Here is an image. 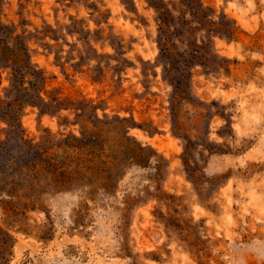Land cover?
<instances>
[{
	"label": "rangeland",
	"instance_id": "obj_1",
	"mask_svg": "<svg viewBox=\"0 0 264 264\" xmlns=\"http://www.w3.org/2000/svg\"><path fill=\"white\" fill-rule=\"evenodd\" d=\"M0 53L42 163L0 183V264H264V0H0ZM31 153L0 116V177Z\"/></svg>",
	"mask_w": 264,
	"mask_h": 264
},
{
	"label": "trees",
	"instance_id": "obj_2",
	"mask_svg": "<svg viewBox=\"0 0 264 264\" xmlns=\"http://www.w3.org/2000/svg\"><path fill=\"white\" fill-rule=\"evenodd\" d=\"M1 55V53H0ZM13 60H17V58H20L18 60H22L20 53H16L13 55ZM19 62V61H18ZM19 69V70H18ZM21 67H16V70L20 72ZM1 102V100H0ZM0 108L3 110L1 113V118H4L8 125L12 129V135L19 140L21 147H27L32 150L31 155L27 156L22 163H18L16 161V158L14 156H9L5 162H4V169L1 171L2 177H0V183L5 185L6 183L10 182L11 185L18 184L17 181L10 180L9 177L12 174H15L17 177L25 176L26 171H32V173L36 174L39 172L41 166L40 161V154L41 151L35 147L32 143L27 142L22 133L20 121H19V109H21L20 101L14 97L9 102H1ZM101 141L95 137L93 134H87L84 132H81V136L77 137L75 135H72V151L74 155L77 157V159H84L86 161H91L93 158H97L99 162L107 163L111 166L116 165L117 162L122 160V157L117 158H109L108 160H105L104 158H108V154L104 155L103 151L104 148L102 147ZM124 153L126 154L128 147H124ZM133 158V157H132ZM105 170H109L108 168H105ZM104 173L103 178L107 183L110 181L111 173L106 172Z\"/></svg>",
	"mask_w": 264,
	"mask_h": 264
}]
</instances>
